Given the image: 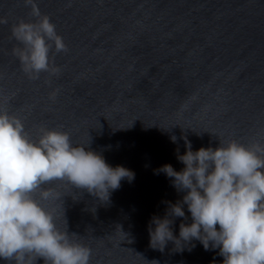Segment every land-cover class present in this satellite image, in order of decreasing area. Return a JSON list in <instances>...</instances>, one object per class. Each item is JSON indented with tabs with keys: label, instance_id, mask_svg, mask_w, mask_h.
<instances>
[{
	"label": "water",
	"instance_id": "95a60500",
	"mask_svg": "<svg viewBox=\"0 0 264 264\" xmlns=\"http://www.w3.org/2000/svg\"><path fill=\"white\" fill-rule=\"evenodd\" d=\"M35 2L68 51L50 53L58 76L30 80L11 38L14 23L31 19L30 8L0 0L8 20L0 24V111L20 117L33 138L41 127L67 131L74 144L89 143L109 165L134 173L106 202L57 184L65 193L58 226L90 248L89 264H222L218 249L199 241L191 251L149 246L151 218L183 196L156 170L184 167L176 158L177 147L185 152L182 136L194 151L219 139L264 141V0Z\"/></svg>",
	"mask_w": 264,
	"mask_h": 264
},
{
	"label": "clouds",
	"instance_id": "9594fccd",
	"mask_svg": "<svg viewBox=\"0 0 264 264\" xmlns=\"http://www.w3.org/2000/svg\"><path fill=\"white\" fill-rule=\"evenodd\" d=\"M24 4L31 19L21 18L11 26V38L17 42L12 54L30 80H38L41 73L58 76L61 69L51 62L50 53H66L67 45L35 0ZM7 23L0 18V24ZM58 91L49 98L55 100ZM170 139L177 143L175 135ZM181 139L185 152L180 154L177 147L176 158L184 167L176 171L165 164L156 171L170 178L183 196L175 203L165 201L163 217L151 218L149 246L163 252L171 242L176 251H191L193 241H199L206 251L218 249L222 264H264V141L219 139L215 148L194 151L186 136ZM88 144H74L67 131L47 127L33 138L20 117L0 111V260L89 264L90 248L58 226L60 217L64 219L65 193L56 185L86 190L106 202L134 173L112 167ZM53 202L59 207L51 206ZM176 218H183L178 235L173 231Z\"/></svg>",
	"mask_w": 264,
	"mask_h": 264
}]
</instances>
